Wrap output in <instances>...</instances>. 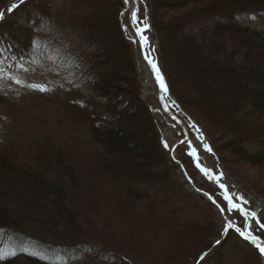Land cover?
I'll return each mask as SVG.
<instances>
[{"label":"trees","instance_id":"trees-1","mask_svg":"<svg viewBox=\"0 0 264 264\" xmlns=\"http://www.w3.org/2000/svg\"><path fill=\"white\" fill-rule=\"evenodd\" d=\"M150 1L154 10L156 0ZM54 2L19 0L11 10L3 12V6L0 7V14H3L0 18V62L21 64L25 57L39 51L49 53L56 66L69 67L68 71H73V83L66 92L69 97L64 106L69 112L77 110L81 114L82 117L75 119L87 125L93 151L89 157L77 158L50 136L32 140L28 143L29 150H16L7 143L6 136L0 134V243H25L30 249L66 257L87 258L93 254L98 260L104 255L102 264H132L125 258L114 259V254L106 252L100 241L97 245L89 242L94 225V196L99 192L95 187L87 193L86 181L77 167L88 162L90 169L98 171L99 177L92 178L90 170V182L91 179L92 182L111 179L116 209L127 204L140 208L141 201L146 203L152 197L144 187L159 186L161 193L166 188L168 191L171 186L176 187L168 150L160 139L161 122L141 100L132 47L119 25V12L115 11L120 8L119 0L110 8L103 24L89 20L91 15L97 19L94 7L100 10L99 3L83 4L82 12H77L76 8L67 9L71 20L67 29L62 27L64 20L55 21L50 10ZM60 7L64 8L62 4ZM168 8L188 9L184 14L167 19L165 24L159 22L155 10L150 16L155 33L172 41L161 37L162 58L157 54L158 61H163L160 70L170 93L205 134L207 132L191 113L206 121L213 132L233 137L229 144L236 147L235 161L260 166L264 163V34L239 24L235 17L264 9V0H179ZM20 17L25 18V24L17 22ZM209 18H217L218 22L208 40L199 41L200 38L185 34L190 23ZM108 34L112 37L101 39ZM213 37L220 41L229 39L233 51L217 46V39ZM170 50L180 64L178 70L186 80L184 84L192 90L193 97H197V106L203 112L196 108L191 112L185 106L194 107L191 99L184 95L179 98L172 88L163 69L172 55ZM76 81L81 82L84 93ZM180 83H176L178 87ZM49 95L43 97L45 101ZM0 105L9 107L1 95ZM215 108L218 113L214 116L204 110ZM215 118L220 119V124H216ZM206 136L223 165L214 142ZM250 138L260 140V151L250 153L244 147ZM61 142L63 145V140ZM64 142L66 144L67 139ZM261 176L264 178V173ZM146 204L153 207L151 201ZM171 225L176 229L173 238L177 244L174 252L166 257L168 264L181 256L188 259L189 264H201L218 246L211 237L205 239L209 227L180 220L172 221ZM256 235L264 240V233L256 232ZM229 236L236 237L260 257L256 249L237 235L228 233L226 239ZM226 239L220 241L222 248ZM197 240L202 241V248L192 260L184 246ZM203 240L207 241L205 245ZM4 264L61 263L24 253L5 259Z\"/></svg>","mask_w":264,"mask_h":264},{"label":"rangeland","instance_id":"rangeland-1","mask_svg":"<svg viewBox=\"0 0 264 264\" xmlns=\"http://www.w3.org/2000/svg\"><path fill=\"white\" fill-rule=\"evenodd\" d=\"M5 1L6 3H3ZM18 1L19 0H0V7L3 6L2 12L4 10H11ZM82 1L55 0L52 4L53 6L49 8L56 18L55 21L64 20L65 22L62 24V27L67 29V24L71 21L68 17L70 12L67 9L76 8L77 12H82L84 9L83 4L88 2L91 6L93 3L94 5L99 3L100 10H98V7L92 6L97 11V17H95L97 19L94 20V16L91 17V15L89 20L90 23L103 24L109 16L110 8L114 2H117V0ZM177 1L156 0V5L154 4L153 8L159 17V22L165 24L167 19L174 18L176 15L187 12L188 9L185 8H181V10H171L168 8L172 4H176ZM119 2L120 8L115 11L118 10L119 12L117 16L119 25L126 40L132 47L136 62L140 97L154 117L161 122L162 129L160 131V139L164 147L167 145L165 148L168 150V158L172 163H169V166L172 165V174L173 179L175 180L176 178V187L171 186L168 191H166L167 188L165 187L166 190L162 193L158 192L160 189L159 186L144 187V190L148 191L152 196L150 200L147 199L146 203H150L151 201L153 207L141 201L140 208L130 207V205L127 204L120 205L119 208L116 209L111 179L107 178L108 181L103 182L97 179L92 182L93 180L91 179L90 182V170H92L90 169V164L86 162L79 165L77 169H79L80 174L86 181L87 193L90 194V190L95 187V190L99 192V195L96 194V196H94V225H92L91 232L88 236L89 242L96 244L100 241L99 244L102 243L101 245L104 246L106 252L114 254L112 257L116 260L125 258L132 264H168L165 262L166 257L174 252L175 245L177 244V241H174L173 238L176 229L171 225V222L178 220L183 222L190 221L203 228L209 227V232L205 235V239L209 236L215 244H218V246L213 248L206 257L207 261L201 264H263L261 257L258 258L249 246L239 242L236 237L229 236L227 239L225 236V238L223 237L225 226L227 225L225 220L227 219L230 223H233L235 227H240L242 218L239 216V212L229 213L227 211V203L222 196V191L205 179L198 171L192 157L188 155L189 148L180 145L177 146L174 153H172L173 145L183 140V133L161 110L157 85L154 82V78L152 80V74L148 64L142 57L138 38L134 32L137 26L141 28L148 27L147 30L143 32V35L147 37L149 42L148 48L146 49L145 47V53H150V57L156 60L159 69H161L163 61H158L157 54L159 53L161 57L162 48L160 38L162 36L159 37L160 35L158 36L154 29H152L150 16L154 10L152 9L151 1H137L135 11L131 8L132 4L133 6L135 5L132 0H127V2L126 0H119ZM61 4L64 6L62 10L60 9ZM131 11L136 13L137 25L132 21ZM1 15L3 14H0V18ZM235 21L264 34V9L240 13L236 15ZM17 22L21 25L25 24L26 20L20 17L17 19ZM217 22V18L203 19L198 22L194 21L187 26L185 34L196 36L200 38L199 41H201V39L208 40L207 37H209L210 32L215 28ZM111 35L112 34L103 35L105 37L101 39L107 40L109 37H112ZM165 37L166 36L163 35L162 38L164 39ZM162 38L161 41L163 40ZM167 38L168 37H166V39ZM168 39L170 40V38ZM213 39H217V41H215L217 42V46L225 47V49L227 48V51L230 52L231 50L233 51V46H231L232 44L229 39L224 38L222 41L215 37H213ZM170 43H172L171 40ZM169 54L172 55L169 61L167 60V63L164 64L163 69L165 68L164 71L167 73L168 78H170L169 82H171L172 88L179 98V95H184L191 99L189 101L193 103L194 107L185 104V106L190 108L189 110L191 112L192 108L202 111L197 106L199 105L197 103V97H193L192 90L184 84L186 80L182 78L183 75L179 71L180 69L178 70L180 64H178V60L175 59L173 51L170 50ZM55 63V59H51L49 53H41L39 51L36 53L32 52L29 57H25V60L21 64L13 65L11 62H0V95L9 104V107L0 105V134L5 135L7 143L16 150H29V142L34 139H40L43 136H50L54 141L58 142L57 144H59L60 147L65 148L68 154L74 155L77 158H82L90 155V152L93 151L92 149L90 150L88 127L82 121H77L75 119L76 117H82L80 116L81 114L78 113L79 111L74 110V112H69L64 106V102L67 103V98L69 97L66 92L72 87L73 71L69 72V67L56 66ZM177 72L181 75L178 74V76ZM178 81L181 82L179 84L181 87H178L176 84ZM76 82L84 93L85 90L81 82ZM164 82L166 84L165 78ZM146 84L148 86L147 88L145 87ZM40 88H46L47 91H40ZM167 90L168 95L166 96L168 97V101L175 102L179 106L168 87ZM49 93V99L46 97L48 101H45L43 97L47 96ZM164 101L165 103L167 102L166 98H164ZM165 105L167 109L171 112L173 111L167 107V103ZM204 110L213 116L214 113H218V109L216 108ZM176 111L179 110L177 109ZM246 111L248 113V109H246ZM172 113L176 114L174 111ZM191 115L202 125L205 132H207L206 134L210 136L220 159L223 160L222 165L216 158L211 147L212 153L210 155L204 153L201 149V145L196 142L194 135L187 128L188 138L197 148L200 165L210 171L214 176L221 177L219 181L228 186L227 191L228 194L233 197V202H237L235 200L236 196L242 197L244 201L247 202L243 205L248 212L255 214L256 219L261 224H264V196L262 197L258 195L259 193L252 190H258L264 193V178L261 176L264 173V163H260V166H254L241 161H235L234 151L236 147L232 143L229 144L233 137L222 135V133L219 135L216 133V130L213 132L214 129L207 124L206 121L197 117L194 113H191ZM187 118L189 117L187 116ZM218 120L220 121V119H214L217 125L220 124ZM184 124L186 125L185 122ZM201 133L209 145L208 138L202 129ZM66 139L67 146L64 142ZM61 140H63V145ZM259 141L260 140L257 138H252V140L250 138L249 141L244 143V147L250 150V153H256L260 151ZM171 153L174 155L173 157ZM174 160L180 164L196 189L208 194L218 204L221 210H224L223 213L225 218L220 216L216 208L208 200L202 196L194 195L188 187L185 186ZM97 172V170H92L93 175L91 177L97 178ZM260 173L262 174L260 175ZM90 183H95L96 186H94V184L91 186ZM256 204H259L261 208L256 213H253L254 210L256 211ZM251 223L254 225L253 221ZM256 228H259L258 225ZM256 228L253 229L252 227L251 231H254ZM261 231L264 233V230ZM229 233H232V231ZM223 239H226V241L222 248L223 243H220V241ZM217 241L220 244L217 243ZM206 243L207 241L203 240V245ZM200 246H202L201 240L185 244V250H188H186V254L188 256L191 255L192 260H194L195 256L202 248ZM24 253L35 254L47 261L61 264H102V259L106 258L103 255L96 260L93 254L87 258L66 257L65 255L62 256L57 254L51 255L46 252H41V250L34 248L30 249L25 243L13 245L10 242H4L0 243V264H4L5 259L13 256H22ZM176 259L177 258H175L172 263L169 261V263H190V261L183 258V256L177 261Z\"/></svg>","mask_w":264,"mask_h":264},{"label":"snow or ice","instance_id":"snow-or-ice-1","mask_svg":"<svg viewBox=\"0 0 264 264\" xmlns=\"http://www.w3.org/2000/svg\"><path fill=\"white\" fill-rule=\"evenodd\" d=\"M127 2V0H126ZM136 13L133 12L132 13V21L133 23L135 24L136 23ZM147 28H137L136 29V34L137 36L139 37V40H140V43H141V47L144 48L145 45L147 44V37L143 35V32L146 31ZM150 53L146 54L145 55V60L147 61L148 65L150 66L154 76H155V79L157 80L158 82V86L160 88V92H161V98L162 100L165 98L166 96V93H167V88L165 86V83H164V80L159 72V69L157 68V65L156 63L150 58ZM32 87H36V86H32ZM40 91H47L46 88H40L39 89ZM167 111V108L165 109ZM181 143H187L188 144V147H189V152H188V155L190 157L193 158V162L195 164V166L199 169V171L207 176L210 180L212 181H218L219 179H221V177L219 176H213L211 174V172H209L208 170H206L205 168L201 167L200 163H199V157L197 155V152H196V149L193 148V146L191 145V143L187 142L186 140L184 141H181ZM204 150L207 151V152H210L211 149L208 147V145L206 143H204ZM165 147H167V145H165ZM174 150V149H173ZM221 188L224 190V200L226 201L227 203V211L229 213L231 212H239L240 215L242 217H244V220H245V228L244 230H241L239 228H236L235 230L237 232H239V234L242 236L243 239L247 240V241H250L251 243L255 244L256 247L258 248L259 252L261 253V255H264V243L260 242L258 240V238L256 236H254L252 234L251 231H248V228H249V225L247 223V221L249 219H252V220H256V216L255 214H252V213H249L248 211L245 210L244 207H242L243 204H246L247 202L244 201V199L240 196H236L235 197V200L236 201H239V203H234L233 202V197L230 196L228 193H227V190L224 189V186L221 185ZM222 213H223V209L221 210ZM257 225L258 227L261 229V230H264V224H261L258 220H257ZM234 228V224L233 223H228L226 226H225V231L229 230V229H232Z\"/></svg>","mask_w":264,"mask_h":264},{"label":"water","instance_id":"water-1","mask_svg":"<svg viewBox=\"0 0 264 264\" xmlns=\"http://www.w3.org/2000/svg\"><path fill=\"white\" fill-rule=\"evenodd\" d=\"M133 1V3H135L136 4V2L138 1V0H132ZM133 10L135 11L136 10V5H134V7H133ZM135 25H137L136 23H135ZM139 26H137V28H138ZM139 28H141V27H139ZM146 28H148V27H146ZM138 37V36H137ZM138 43H139V45H140V48H141V52H142V57H143V59H144V61L147 63V61L145 60V55H146V53H145V47L144 48H142L141 47V43H140V40H139V37H138ZM155 63H156V65H157V68L159 69V66H158V64H157V62H156V60H153ZM148 64V63H147ZM149 66V65H148ZM150 67V66H149ZM150 70H151V68H150ZM152 71V70H151ZM159 72H160V69H159ZM160 74H161V72H160ZM161 76H162V74H161ZM162 78H163V76H162ZM163 80H164V78H163ZM165 83V82H164ZM156 85H157V88H158V99H159V103H160V107H161V110H162V112L167 116V118L168 119H170L174 124H176L181 130H182V133H183V140L182 141H184V140H186L187 142H189V143H191V145L193 146V148H195L196 149V152H197V155H198V151H197V148L195 147V145H194V143L188 138V135H187V128L189 129V131L194 135V138H195V140H196V142H198L200 145H201V149H202V151L204 152V153H206V154H208V155H210L212 152L210 151V152H207V151H205L204 150V143H206L207 145H208V143L206 142V140H205V138H204V136H203V134L201 133V129L194 123V121H191L189 118H187V116L180 110V108H179V106L175 103V102H169L168 101V99H167V96H165V98H166V100H167V107L168 108H171V109H173V110H175V113L176 114H173L172 112H170L168 109H167V111L165 110L166 109V106L164 105V99L162 100V98H161V92H160V88H159V86H158V82H157V80H156ZM165 86H166V84H165ZM167 88V87H166ZM167 95H168V90H167V93H166ZM179 110V111H176V110ZM185 119H184V118ZM186 123V125L184 124V122ZM187 146L188 147V144L187 143H181V141L180 142H177V144H175V145H173V147H172V153L174 152V150H175V148L177 147V146ZM208 147L210 148V146L208 145ZM189 148V147H188ZM174 149V150H173ZM171 153V155H172V157L174 156L173 154ZM192 160H193V158H192ZM174 162L177 164V166H178V169H179V171H180V174H181V176H182V179H183V181H184V184H185V186L186 187H188V189L194 194V195H197V196H202L203 198H205L206 200H208L215 208H216V210L218 211V213L220 214V216H222L223 218H225V215H224V213H222V211H221V208L218 206V204L208 195V194H206V193H204V192H201V191H199V190H197L196 189V187L192 184V182H191V180L188 178V176L186 175V173L184 172V170H183V168L180 166V164L176 161V160H174ZM202 167V166H201ZM198 171H199V169H198ZM200 172V171H199ZM210 172V171H209ZM201 173V172H200ZM202 174V173H201ZM202 176H204L205 178H206V176L205 175H203L202 174ZM208 181H210V182H212V183H214L215 185H218V186H220L221 187V183L219 182V181H212V180H210L209 178H206ZM226 223H230L227 219H226ZM244 223H245V220H244ZM244 228H245V224H244V227H243V230H244ZM235 232H237L236 230H235V228L233 229ZM240 237H241V239L242 240H245V239H243L242 238V236L240 235ZM259 240V239H258ZM246 242H248L249 244H251L254 248H257L256 247V245L255 244H253V243H251L250 241H247V240H245ZM260 242H262L261 240H259ZM262 243H264V242H262ZM258 249V248H257ZM261 254V253H260ZM263 256V258H264V255H262Z\"/></svg>","mask_w":264,"mask_h":264},{"label":"bare ground","instance_id":"bare-ground-1","mask_svg":"<svg viewBox=\"0 0 264 264\" xmlns=\"http://www.w3.org/2000/svg\"><path fill=\"white\" fill-rule=\"evenodd\" d=\"M139 1V0H138ZM135 5H137V2H136V4ZM134 6H133V4H132V6H131V8H133ZM242 14V13H241ZM2 16V15H1ZM148 46H149V42H148V40H147V44L145 45V47H146V49L148 48ZM149 70H150V68H149ZM150 72H151V76H152V80H153V78H154V82H155V76H154V74H153V72L150 70ZM146 73V72H145ZM146 76H147V73L145 74ZM164 78V77H163ZM145 87L147 88L148 86H147V84L145 85ZM166 103H165V101H164V105H165ZM166 106V105H165ZM167 135H169V134H167ZM261 208V206H259V204H256V211H258L259 209Z\"/></svg>","mask_w":264,"mask_h":264}]
</instances>
